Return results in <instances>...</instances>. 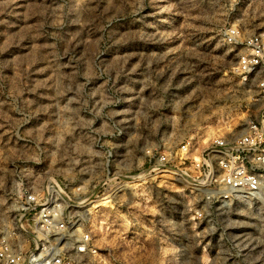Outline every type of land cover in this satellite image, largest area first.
<instances>
[{"label": "rangeland", "instance_id": "obj_1", "mask_svg": "<svg viewBox=\"0 0 264 264\" xmlns=\"http://www.w3.org/2000/svg\"><path fill=\"white\" fill-rule=\"evenodd\" d=\"M263 32L264 0H0V236L51 179L67 234L90 236L73 264H264V173L215 200L148 155L243 133Z\"/></svg>", "mask_w": 264, "mask_h": 264}, {"label": "built area", "instance_id": "obj_2", "mask_svg": "<svg viewBox=\"0 0 264 264\" xmlns=\"http://www.w3.org/2000/svg\"><path fill=\"white\" fill-rule=\"evenodd\" d=\"M245 43L249 52L241 57V67L248 74L258 67L264 69V32L249 37ZM258 93L264 100V75L258 83ZM196 141L191 136L176 151L157 155L148 151V155L154 159L156 170L208 185L215 200L225 201L259 189L264 173V107L255 120L250 119L240 136L229 139L224 133L214 134L200 154L192 156ZM19 184L24 186V180ZM58 187L50 179L42 192L31 185L15 198L12 224L1 231L0 264H73L70 246L77 253L87 252L90 238L87 232L67 234ZM68 221L74 222L70 214ZM21 238L24 240L19 241Z\"/></svg>", "mask_w": 264, "mask_h": 264}]
</instances>
